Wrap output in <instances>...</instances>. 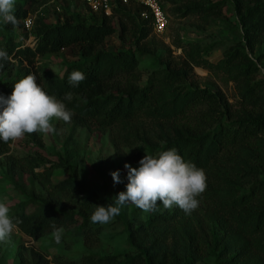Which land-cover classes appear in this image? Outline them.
Listing matches in <instances>:
<instances>
[{
  "label": "trees",
  "instance_id": "trees-1",
  "mask_svg": "<svg viewBox=\"0 0 264 264\" xmlns=\"http://www.w3.org/2000/svg\"><path fill=\"white\" fill-rule=\"evenodd\" d=\"M37 1L15 0L16 23L0 22V50L7 53L6 59H0V95L8 96L16 81L32 74L45 92L58 99L70 96L67 103L71 108L99 127L141 115L154 119L156 131L142 139L143 150L156 156L175 148L185 160L203 169L209 215L222 232L220 236L202 224L171 227L151 213L152 222L138 221L134 216L138 208L127 212L123 206L114 219L121 226L124 247L111 254L87 253L69 264H196L207 250L213 264H264L259 258L253 261L250 251L253 245L264 253V79L258 77L259 56L254 55L256 45H264V0H169L184 3L183 15L218 14L227 2L232 4L238 37L221 67L240 84L241 113L235 119L213 90L186 84L188 71L183 66L167 63L141 81L137 70L143 51L139 44L151 27L148 18L140 16V5L132 4L131 11L121 0H112L109 16L96 11L93 13L99 18L86 22L70 13L62 23L40 24L27 33L25 19ZM112 17L115 25L109 21ZM114 32L119 45L100 49ZM27 35H33L32 47L21 41ZM68 48L75 49L77 60L62 75L46 73L36 65V57L57 55ZM199 51L197 46L186 51L189 63L202 62ZM73 71L84 75L77 87L68 84ZM9 143L0 142V155ZM75 176L73 171L72 177L56 186L72 188L77 184ZM79 191L78 209L58 205L50 197L30 196L18 202L9 215L29 237L52 233L56 226L68 236L89 239L98 228L90 220L93 205L114 204L120 191L118 186L111 191L105 185L98 192ZM18 257L19 264H50L33 249L20 251Z\"/></svg>",
  "mask_w": 264,
  "mask_h": 264
},
{
  "label": "rangeland",
  "instance_id": "rangeland-1",
  "mask_svg": "<svg viewBox=\"0 0 264 264\" xmlns=\"http://www.w3.org/2000/svg\"><path fill=\"white\" fill-rule=\"evenodd\" d=\"M160 2L167 24L162 34L149 32L139 44L143 51L137 70L141 81H145L149 74L163 69L167 63L175 67L183 66L188 71L186 84L210 88L218 95L230 118H238L241 113L240 84L233 81L230 74L221 67L225 53L234 46L238 37L232 4L227 2L218 14L191 12L183 15V2ZM134 7L132 4L126 6L131 11ZM93 12L83 0H39L29 14L30 22L26 32H32L40 24L62 23L65 15L70 13L80 20L93 21L99 18V14ZM109 21L114 25L117 22L113 17ZM21 41L32 47L33 35H27L25 39L21 37ZM118 45L119 37L114 32L106 38L100 49H111ZM195 46L200 49L197 54L202 60L198 65L189 63L186 54ZM254 55L259 56L256 60L258 77L264 79V45H256ZM76 60L75 49L68 48L57 55L36 57V65L46 73L62 75L66 66ZM14 62L18 63L16 60ZM67 101H64L66 107L72 112L70 121L53 120L51 133L25 134L10 141L8 149L0 155V201L7 204L9 213L18 202L30 196L50 197L58 205L78 209L82 198L79 191L81 188L93 193L105 185L111 191L116 186L120 192L124 191L127 183L124 165L127 163L133 168L138 167V161L146 155L142 139L155 133L157 121L141 115L130 121L99 127L91 119L81 118ZM117 169L122 182L114 184L110 173ZM73 171L77 184L67 190H60L56 184L72 177ZM206 188L197 197L198 207L190 214H185L176 206L164 208L158 200L154 211L143 212L138 208L134 216L138 221L152 222L151 213L158 217V221L169 223L171 227L182 224L186 228H195L202 224L204 228L216 230L221 236L217 222L209 215L208 203L204 198ZM124 207L127 212L136 208L131 203ZM62 230L61 239L57 242L53 232L33 238L16 227L9 241L0 243V264H19L18 253L29 249L42 254L50 264H69L87 253L111 254L124 247L121 226L114 218L105 224L98 223L97 230L89 239L71 234L68 236L67 231ZM250 251L253 261L256 258L264 261L261 250L252 245ZM196 264H213L209 250Z\"/></svg>",
  "mask_w": 264,
  "mask_h": 264
},
{
  "label": "clouds",
  "instance_id": "clouds-1",
  "mask_svg": "<svg viewBox=\"0 0 264 264\" xmlns=\"http://www.w3.org/2000/svg\"><path fill=\"white\" fill-rule=\"evenodd\" d=\"M14 4L15 0H0V22L16 23ZM6 58L7 53L0 50V59ZM83 79V73L73 71L68 75V84L77 87ZM70 99L68 95L58 99L47 94L32 74L19 79L8 96L0 95V142L15 141L33 132L51 133L53 120L70 121L72 112L64 102ZM124 168L127 170L125 190L117 194L114 204L93 205L92 223H108L127 203L143 212H152L157 208L158 200L164 208L176 206L190 214L198 207L197 197L206 188L203 169L185 160L175 148L163 150L156 156L146 154L138 161V167L126 163ZM110 175L114 184L122 182L119 169ZM16 227L9 215V207L0 201V243H7ZM62 231V228L53 226L57 242Z\"/></svg>",
  "mask_w": 264,
  "mask_h": 264
},
{
  "label": "built area",
  "instance_id": "built-area-1",
  "mask_svg": "<svg viewBox=\"0 0 264 264\" xmlns=\"http://www.w3.org/2000/svg\"><path fill=\"white\" fill-rule=\"evenodd\" d=\"M88 7L96 12L101 11L105 15H111L112 0H83ZM123 4L140 5L143 10L140 16L148 18L151 32L159 35L165 31L167 19L164 10L161 8L159 0H121ZM25 27L29 25L30 18L25 19Z\"/></svg>",
  "mask_w": 264,
  "mask_h": 264
}]
</instances>
